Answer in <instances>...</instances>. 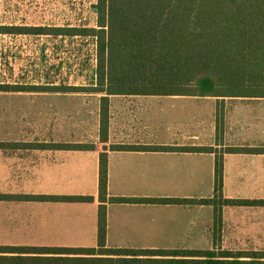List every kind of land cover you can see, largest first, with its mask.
<instances>
[{"label": "crops", "instance_id": "obj_1", "mask_svg": "<svg viewBox=\"0 0 264 264\" xmlns=\"http://www.w3.org/2000/svg\"><path fill=\"white\" fill-rule=\"evenodd\" d=\"M44 36L52 37L49 48L39 42ZM75 37L82 36L0 33V85L26 87L0 90V142L7 144L0 147V194L23 197L0 200V247L98 249L100 161L105 154L108 198L137 199H108L106 248L264 252V96L70 91L97 86L96 79L88 84L80 61L74 79H19L22 68L30 72L38 52L64 51L65 40ZM61 66L53 71L59 74ZM103 97L109 100L106 140L100 133ZM218 161L223 178L216 204L165 201L214 198ZM71 196L91 200L43 199ZM57 252L42 255L71 256Z\"/></svg>", "mask_w": 264, "mask_h": 264}, {"label": "trees", "instance_id": "obj_2", "mask_svg": "<svg viewBox=\"0 0 264 264\" xmlns=\"http://www.w3.org/2000/svg\"><path fill=\"white\" fill-rule=\"evenodd\" d=\"M96 27H8L0 33L33 31L94 37L97 41V86L70 91L108 94L148 93L194 96H264V0H97ZM23 86L0 85V90ZM29 88V87H27ZM43 89V88H39ZM103 97L101 139L109 128V100ZM6 143L0 142V147ZM76 147L92 146L77 145ZM117 150L139 149L114 146ZM175 151H212V147H178ZM222 162L216 163L215 197L171 199V203L216 204L222 196ZM98 249L0 247V264H264V252L231 253L211 250L106 248L108 161L101 154ZM23 199L0 194V200ZM44 200L89 201L90 197H44ZM152 201V200H150ZM163 201V200H153ZM152 201V202H153ZM65 251L71 256H43ZM38 254L29 256L26 254ZM249 257L250 260H240Z\"/></svg>", "mask_w": 264, "mask_h": 264}, {"label": "rangeland", "instance_id": "obj_3", "mask_svg": "<svg viewBox=\"0 0 264 264\" xmlns=\"http://www.w3.org/2000/svg\"><path fill=\"white\" fill-rule=\"evenodd\" d=\"M97 0H0V23L3 24H28L39 26H88L96 27L97 14L94 4ZM52 37H39V42L45 47H50ZM59 40H64L59 39ZM64 51L55 53L38 52L34 59L32 69L28 73L22 68L18 75L20 80L30 79H74L77 77L78 62L85 66L86 80L95 81L97 66V41L94 37H75L65 40ZM63 44V43H62ZM46 50V49H45ZM59 74L54 70L58 63ZM3 65V55L0 52V68ZM60 75V76H59ZM0 76H2L0 74ZM1 79V77H0ZM220 111L216 117L220 121Z\"/></svg>", "mask_w": 264, "mask_h": 264}]
</instances>
